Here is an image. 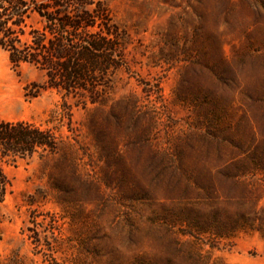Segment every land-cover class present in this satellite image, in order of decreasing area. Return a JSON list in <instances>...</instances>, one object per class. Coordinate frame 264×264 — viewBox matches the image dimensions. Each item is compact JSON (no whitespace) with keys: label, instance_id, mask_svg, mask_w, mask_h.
I'll return each instance as SVG.
<instances>
[{"label":"rangeland","instance_id":"obj_1","mask_svg":"<svg viewBox=\"0 0 264 264\" xmlns=\"http://www.w3.org/2000/svg\"><path fill=\"white\" fill-rule=\"evenodd\" d=\"M124 33L81 104L0 48V120L55 152L3 164L0 264H264V0H99Z\"/></svg>","mask_w":264,"mask_h":264},{"label":"trees","instance_id":"obj_2","mask_svg":"<svg viewBox=\"0 0 264 264\" xmlns=\"http://www.w3.org/2000/svg\"><path fill=\"white\" fill-rule=\"evenodd\" d=\"M0 48L12 66L43 74L31 96L54 90L81 104L102 101L124 66V33L99 0H0ZM51 127L0 120V201L10 186L3 164L56 151Z\"/></svg>","mask_w":264,"mask_h":264}]
</instances>
